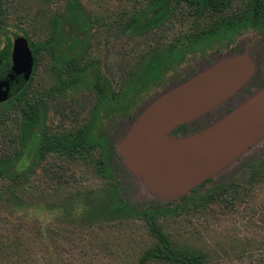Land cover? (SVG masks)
I'll list each match as a JSON object with an SVG mask.
<instances>
[{
  "label": "rangeland",
  "instance_id": "rangeland-1",
  "mask_svg": "<svg viewBox=\"0 0 264 264\" xmlns=\"http://www.w3.org/2000/svg\"><path fill=\"white\" fill-rule=\"evenodd\" d=\"M1 3L9 30L24 32L29 37L36 34L45 38L50 34L60 37L62 43L77 37L84 39L83 56L79 54L78 61L94 63L85 73L82 84L62 93L58 87L62 80L60 76L51 77L47 73L45 58L46 63L39 67L37 78L27 93L32 96L37 93L42 97L38 106L42 124L46 127L54 129L59 125L61 114L57 110L67 101L74 102L79 122L76 124L88 123L94 118L96 103L92 106L90 100L91 82L98 72L113 86L122 75L126 81L127 74L133 75L138 71V54L144 50V42L120 36L116 30L119 15L128 17L131 14L133 0H2ZM260 39L264 45V37ZM247 54L256 70V75L248 83L253 90L260 79L256 57H262L263 52L257 50ZM56 60L53 66L59 70L61 63ZM199 67L204 68L202 65ZM175 84L153 92L142 102L139 111ZM254 94L243 96L242 91L235 93L195 121L183 124L187 126L186 133L200 128L198 133L211 127ZM84 97L88 99L87 106L80 111L78 103ZM0 117L1 157L17 144L16 140L19 141L21 117L10 106L0 107ZM109 123L102 121L103 128L99 131L107 133L118 149H115L119 157L115 171L124 197L133 204L141 205L148 201L165 204L162 202L165 198L158 197L156 191L126 165L121 156L119 145L130 129L129 123L125 119L116 120L112 123L111 132L107 129ZM17 147L20 149L19 144ZM95 155L90 154L70 164L55 159L59 165L69 167L70 172L66 175L72 173L76 182L71 188L55 189L54 184L42 179V168L37 166L28 171L26 182L0 177V264H138L143 251L155 242L143 222L128 219L117 224H93L84 218L90 204L85 191L101 182L95 170ZM262 156L264 138L213 180L230 178L232 174L243 178L242 163L256 161ZM29 165L30 160L25 153L19 170L25 171ZM246 195L245 201L233 208L213 205L198 212H181L168 217L162 222L163 231L175 247L202 255V264H264V178H257Z\"/></svg>",
  "mask_w": 264,
  "mask_h": 264
},
{
  "label": "trees",
  "instance_id": "trees-1",
  "mask_svg": "<svg viewBox=\"0 0 264 264\" xmlns=\"http://www.w3.org/2000/svg\"><path fill=\"white\" fill-rule=\"evenodd\" d=\"M1 1L0 28L8 29ZM133 1L131 14L128 17L119 15L117 18L116 30L120 36L138 38L144 42V50L138 54V71L133 75L127 74L129 76L126 81H123L122 75L113 86L99 72L94 76L90 100L92 106L96 103L95 115L88 123L76 124L79 122L74 112V102L67 101L62 108L58 107L57 112L61 114L59 125L54 129L44 126L38 106L42 97L37 96V93L33 96L27 93L30 82L20 92L17 91L7 100L0 102V107L10 106L12 111H16L21 117V135L19 141L16 140L20 149L14 144L7 155L0 157V177L6 176L10 181L26 182L29 179L28 171L37 166L42 168V179L54 184L55 189L71 188L76 182L72 173L66 175V172H70L69 167L59 165L55 159L70 164L94 153L95 170L101 182L85 191V196L90 200L85 220L93 224H117L128 219L143 222L155 242L143 251L138 264H202V255L188 249H179L172 244L163 231V220L181 212H198L213 205L233 208L244 202L252 183L257 178H264V156L256 161L242 163L243 178L232 174L230 178L224 177L217 182L207 179L179 199L165 204L158 201L133 204L124 197L121 182L117 179L115 171L119 157L108 134L99 131L103 128L101 122H110L107 126L110 132L112 123L116 120L125 119L129 124L133 123L140 112L142 102L149 99L153 92L170 85L166 77L170 73H177L179 65L188 57L217 40L218 35H215L213 30L219 28L216 20L206 19L208 10L214 12V9L219 8L215 0H198V18L193 17L194 0ZM213 21L216 22L213 23L214 26L210 24ZM256 22V19L249 15L244 24L252 27ZM22 34L28 37L26 33ZM84 46V39L78 37L66 43H62L60 37L54 36L52 40L44 41L43 48H50L51 51V64L47 67V73L51 77L60 76L62 83L58 87L62 93L76 89L82 84L85 73L94 65L79 63L78 55L83 56ZM55 59L61 63L59 70L53 66ZM86 99L84 97L78 103V110H85L88 100ZM179 128L183 130L180 131ZM179 128L173 132L175 135L186 130L184 125ZM25 153L30 165L25 171H20L19 163Z\"/></svg>",
  "mask_w": 264,
  "mask_h": 264
},
{
  "label": "water",
  "instance_id": "water-1",
  "mask_svg": "<svg viewBox=\"0 0 264 264\" xmlns=\"http://www.w3.org/2000/svg\"><path fill=\"white\" fill-rule=\"evenodd\" d=\"M31 68L30 52L20 39L12 68L0 79V102L25 85ZM254 71L247 54L225 57L161 93L129 124L119 145L121 156L158 197L165 198L162 202L179 199L205 180H213L264 138V87L211 127L179 138L170 135L242 91Z\"/></svg>",
  "mask_w": 264,
  "mask_h": 264
},
{
  "label": "flooded vegetation",
  "instance_id": "flooded-vegetation-1",
  "mask_svg": "<svg viewBox=\"0 0 264 264\" xmlns=\"http://www.w3.org/2000/svg\"><path fill=\"white\" fill-rule=\"evenodd\" d=\"M206 2H213L214 0H205ZM219 8L207 11L206 19L216 20L218 29L213 30L215 35H218L217 40L212 41L211 45L201 47L199 52H195L192 56L188 57L190 60H185L178 67L177 73H172L166 77L169 84L180 83L187 80V78L194 75L197 71L204 66V68L212 67L215 63L225 58L226 56L240 55L238 53L247 54L251 51L264 52V45L261 44V39L264 37V0H215ZM198 0H194L193 17L198 18L199 10ZM252 13V15H251ZM254 14V16H253ZM256 19V23L250 26L244 24L245 18L248 16ZM204 16V15H203ZM215 21L210 22L212 26ZM28 36V35H27ZM23 36L22 33L0 28V79L4 78L11 70L13 65L14 48L17 41L22 39L30 52L32 58V68L28 81L20 88L22 90L30 82L29 87L32 85L34 79L37 78L39 67H43L45 58L47 60L46 69L51 64L50 48L45 50L43 48L44 41L52 40V36L48 34L45 38L32 34L30 37ZM249 39V40H248ZM248 40V41H247ZM30 44V46H29ZM260 48V49H259ZM248 55V54H247ZM255 57V55H253ZM258 64V77L259 81L253 88L249 87L248 82L242 89V95L247 96L254 94L262 87H264V55L256 57ZM189 61V62H186ZM199 67V68H197ZM198 69V70H197ZM49 72V71H48ZM256 75L254 71L253 77ZM252 77V78H253ZM251 78V79H252ZM250 79V80H251ZM20 90L18 92H20ZM234 96V95H233ZM187 126H185L186 128ZM187 129V128H186ZM199 129L192 130L189 133L174 134L173 137L179 138L195 134Z\"/></svg>",
  "mask_w": 264,
  "mask_h": 264
}]
</instances>
